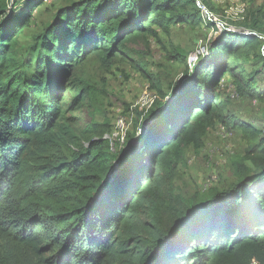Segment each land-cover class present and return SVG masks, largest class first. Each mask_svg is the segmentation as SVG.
<instances>
[{
	"label": "trees",
	"instance_id": "trees-1",
	"mask_svg": "<svg viewBox=\"0 0 264 264\" xmlns=\"http://www.w3.org/2000/svg\"><path fill=\"white\" fill-rule=\"evenodd\" d=\"M50 4L0 0V260L5 251L13 264H264V135L228 112L220 90L233 72L237 94L264 100L259 71L237 74L250 59L264 72L257 16H264V0L256 14L248 10L247 33L220 31L191 66L171 51L186 64L179 95L99 191L113 156L106 125L86 128L84 138L59 135L67 109L79 107L88 89L70 72L90 58L126 61L140 53L130 42L202 19L195 0H72L55 9L18 59L19 40ZM137 66L160 102L162 81ZM217 123L246 142L233 162L236 181L171 204L186 149L201 148ZM163 207H170L164 219Z\"/></svg>",
	"mask_w": 264,
	"mask_h": 264
},
{
	"label": "rangeland",
	"instance_id": "rangeland-1",
	"mask_svg": "<svg viewBox=\"0 0 264 264\" xmlns=\"http://www.w3.org/2000/svg\"><path fill=\"white\" fill-rule=\"evenodd\" d=\"M71 1L53 0L55 5L48 6L50 11L43 10L37 21L19 40L15 50L18 59L21 60L30 53L32 35L44 28V24L52 19L55 9ZM209 1L216 7L215 10L223 12L224 5L215 0ZM262 4L263 0H248L249 14H256ZM257 16L264 23V16H260V13ZM237 23L238 32L249 30L247 26H250V21ZM157 31L159 33L157 38L149 37L145 41L130 42L129 47L136 48L140 53L131 54V58L126 61L116 60L112 65H106L99 58H90L85 60L78 71L70 72L69 79L74 75L77 76L81 83L85 81L86 85L83 86H87L88 89L87 92L84 91L80 106L67 109L65 113L67 119H61L59 135L64 137L65 141L71 139L72 135L84 138L85 129L92 128L95 123L106 125L105 132L108 130L110 132L116 128V120L119 116L128 118L131 125L127 133H133L139 124L141 114L157 93L137 66V62L146 66L150 73L158 77L162 81L164 90H167L170 83L175 81L178 75L182 76L186 69V64L173 58L171 51L176 49L184 53L188 65V59L193 52L203 46L202 52L208 54L212 43L209 40L219 36V31L214 30L212 25H203V23L197 26L178 24L172 27L169 34H165L160 28H157ZM261 68V61L255 59L240 61L237 74L244 69V78H247L248 74L259 71L256 79L261 87L264 85V72ZM239 77L231 72L225 75L220 85L221 94L227 100L228 112L243 121L251 122L260 128L264 135V100L249 94H237L234 81ZM72 95L69 92L66 94L67 102L71 101ZM142 110L143 112L139 114L138 111ZM121 140H117L115 148ZM245 147L246 142L239 131L217 123L209 131L201 148L189 146L186 149L185 159L176 170L174 195H168V202L177 205L180 197L193 199L206 193L211 187L221 188L234 182L236 175L233 162L244 154ZM65 152L70 154L68 150ZM169 210L170 207H163L159 217L166 218ZM5 255L7 256L4 251L0 264H13Z\"/></svg>",
	"mask_w": 264,
	"mask_h": 264
},
{
	"label": "built area",
	"instance_id": "built-area-1",
	"mask_svg": "<svg viewBox=\"0 0 264 264\" xmlns=\"http://www.w3.org/2000/svg\"><path fill=\"white\" fill-rule=\"evenodd\" d=\"M195 1L196 6L199 9L203 25L210 24L212 25L214 30H218L219 32L226 29L236 31V23H243L247 20L249 10L248 0H215L224 5L223 12L215 10L214 8L216 7L212 5L211 1L210 5H212L213 7H211L206 2V0ZM243 32L247 33L248 31L243 30ZM263 38L264 37H261V39ZM202 48L203 46H201V48L190 55L188 59V64L190 66L194 62H196L199 56L203 53ZM156 98L157 94L154 95V99L152 100V102L147 104L148 107L155 104ZM148 107H146L145 109H147ZM130 125L131 124L126 116H119L116 120V128L104 134L103 138L109 141L112 150H115L117 140H121L126 136V133L128 132V130H130Z\"/></svg>",
	"mask_w": 264,
	"mask_h": 264
},
{
	"label": "water",
	"instance_id": "water-1",
	"mask_svg": "<svg viewBox=\"0 0 264 264\" xmlns=\"http://www.w3.org/2000/svg\"><path fill=\"white\" fill-rule=\"evenodd\" d=\"M233 32L238 31L236 30ZM185 79L186 75L184 73L182 74V76L178 75L176 80L172 81L167 90H165L164 97L161 99V101L151 105L144 110V112L140 116L141 118L139 119V124L136 127L135 131L133 133H127L126 136L122 138L121 142H119L115 150H113L112 160L108 166L107 173L101 179L97 191L104 188L110 182L116 170L129 156L136 143L142 138L146 129L149 128L160 117V115L165 112V110L176 100Z\"/></svg>",
	"mask_w": 264,
	"mask_h": 264
},
{
	"label": "flooded vegetation",
	"instance_id": "flooded-vegetation-1",
	"mask_svg": "<svg viewBox=\"0 0 264 264\" xmlns=\"http://www.w3.org/2000/svg\"><path fill=\"white\" fill-rule=\"evenodd\" d=\"M136 197H137V195H136Z\"/></svg>",
	"mask_w": 264,
	"mask_h": 264
}]
</instances>
